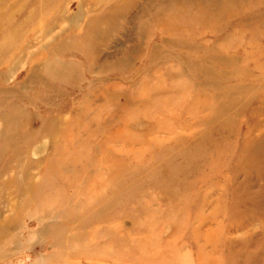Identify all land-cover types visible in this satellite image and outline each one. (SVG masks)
<instances>
[{"label":"rangeland","instance_id":"rangeland-1","mask_svg":"<svg viewBox=\"0 0 264 264\" xmlns=\"http://www.w3.org/2000/svg\"><path fill=\"white\" fill-rule=\"evenodd\" d=\"M0 264H264V0H0Z\"/></svg>","mask_w":264,"mask_h":264},{"label":"bare ground","instance_id":"bare-ground-1","mask_svg":"<svg viewBox=\"0 0 264 264\" xmlns=\"http://www.w3.org/2000/svg\"><path fill=\"white\" fill-rule=\"evenodd\" d=\"M43 144H44V142H43ZM43 144H42V145H43ZM44 147H45V146H44ZM39 148H40V146H39ZM113 173H114V172H113ZM2 229H3V228H2Z\"/></svg>","mask_w":264,"mask_h":264}]
</instances>
